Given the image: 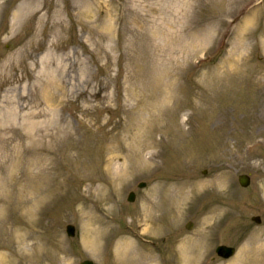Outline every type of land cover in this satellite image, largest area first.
<instances>
[{
	"label": "rangeland",
	"instance_id": "374dc122",
	"mask_svg": "<svg viewBox=\"0 0 264 264\" xmlns=\"http://www.w3.org/2000/svg\"><path fill=\"white\" fill-rule=\"evenodd\" d=\"M24 1H30L25 11L32 21L13 31L11 14ZM177 1L0 0L3 181L18 157L46 165L56 158L52 166L64 173L59 178L80 192L89 183L76 173L85 144L88 162L100 159L99 168L126 165L121 193L107 204L104 239L85 235L82 212L98 209L95 195L82 211L74 194L46 211L43 264L85 258L94 264H264V0H190L187 19L176 16ZM42 37L44 45L23 64L20 50ZM48 39L58 48H48ZM51 52L47 69L55 76L39 79V64L31 61ZM175 102L184 104L175 119L190 139L189 152L181 156L167 146L149 159L156 147L139 149L129 136L140 131L142 140L144 127L154 124L152 141L165 142L159 123ZM9 110L11 116L2 118ZM31 128L44 136L30 138ZM54 129L61 132L47 139ZM28 172L38 175L35 167ZM12 173L11 181L20 176ZM241 173L250 178L246 187L237 181ZM112 176L108 172L110 181ZM141 181L144 187H138ZM130 190L132 202L126 199ZM20 213L14 214L18 223L24 220ZM144 215L159 231L143 234ZM255 215L258 223L251 220ZM67 223L75 226L73 237L65 233ZM121 240L128 242L125 257ZM220 243L235 246L236 253L219 258L214 247ZM0 252L6 262L15 260L10 248L0 246Z\"/></svg>",
	"mask_w": 264,
	"mask_h": 264
},
{
	"label": "bare ground",
	"instance_id": "6f19581e",
	"mask_svg": "<svg viewBox=\"0 0 264 264\" xmlns=\"http://www.w3.org/2000/svg\"><path fill=\"white\" fill-rule=\"evenodd\" d=\"M190 6V0L177 1L174 5L176 16L180 15L182 19H187L191 9ZM24 8L25 5H21L20 7H17L16 11L13 13L12 22H10L13 27L22 20L23 16L25 19V17H29L27 15H31H24ZM88 11H90L89 7L86 9V12ZM88 17L90 20V14H88ZM94 20L96 21L97 19ZM107 29L110 30V25ZM101 37L102 35L99 34V39H101ZM40 44L41 42L36 43V45L31 46L30 50H27L20 55V60L24 62L23 64H25L26 58H32V53L36 51ZM58 44V41L54 42L55 46ZM51 59H53V55H47L39 60V63L42 65V68L39 70V74L37 76L39 79H43L42 74H47L46 78L55 76V72L53 70L47 69L50 67L52 62ZM21 61L20 64L22 65ZM34 63H36V61L33 60L32 65H34ZM58 64L61 67L63 66L62 62H58ZM41 70L43 71L40 73ZM173 84L174 83L171 82L169 87H172ZM183 107L184 104L182 102L174 103L176 111H179ZM7 112L8 114L2 115V118L5 116H11L14 111L9 110ZM174 115V112L166 115V121L161 120L159 124L160 127H163L162 132L165 133L167 139L171 140L172 151L175 152L177 150V152L183 156L184 153L188 154L191 142L189 140L185 141V137L182 134ZM155 121L156 119H153L152 122L154 123ZM136 125V122L127 123L124 126V131L128 132L129 129H133ZM156 126L153 124V126L144 127L146 135L142 140H140V135H142L140 131L132 132L131 136H129L131 142L136 143V146H138L139 149L151 146L153 141L150 135L156 131ZM59 132H61L60 129H54L51 133L47 132L46 137L47 139L49 137L50 140H54L56 137H52H54V135H58ZM43 133L44 132L41 130L33 128L27 131L28 136L32 139H35L37 136H41ZM154 145L157 146L155 142ZM85 148H87L86 144L83 148L79 149L76 159V169L82 178H89L90 185H87L84 191H80L79 194L76 193V188L67 182L66 178H59L63 176L64 173L61 169L52 166L54 164L52 160H49L50 163L46 165L43 163L45 161L37 158L31 161L29 160L30 158H24V156L18 157L16 162H13L8 166V173H2L3 176L6 174L5 178L7 181L4 182L3 177L0 176V246L10 248L15 259L12 260L13 262L8 263L0 252L2 264H21L19 261H27L26 263L28 264H43L42 259L44 257V253L42 241L45 238V228L42 226L41 221L47 210L55 206L60 200L64 199L68 195L70 196L76 194L79 197L77 199H80V203H82L81 211L84 205L93 195H95V200L98 201V209L95 208L87 212H82V218L86 219L85 235H92L93 233L95 236L94 239L105 238L106 231L109 229L107 212L111 209L107 204L115 199V195L117 193L120 194V189L124 181V175L121 173V170L123 171L126 165L120 166L118 169L114 168L113 176L111 178L112 182L109 179L105 181V177L101 174L100 170L99 174L96 173L95 162L89 164V158L85 153L87 149ZM154 154L155 152H152L149 157L152 158ZM30 167H35L38 173L37 176L29 175L28 171ZM112 167V165L107 164L106 169L110 172ZM4 169L5 167H0L1 172ZM50 169L53 172V175L47 172ZM16 170L20 171V176L11 181L12 172ZM96 182H98V184L94 185ZM101 184H105L107 190H104L103 187H101ZM99 207H104L106 211L100 212ZM152 208L151 204L149 210ZM16 211H21L20 216L24 219L19 223L14 218ZM145 217L148 216L145 215ZM145 220L147 221V218ZM11 223L13 225H11ZM119 243L124 251L123 253H125L128 243L125 240H121ZM17 246L22 251H28L29 254H22L18 251V249H16ZM152 263L153 261H150L149 264Z\"/></svg>",
	"mask_w": 264,
	"mask_h": 264
},
{
	"label": "water",
	"instance_id": "95a60500",
	"mask_svg": "<svg viewBox=\"0 0 264 264\" xmlns=\"http://www.w3.org/2000/svg\"><path fill=\"white\" fill-rule=\"evenodd\" d=\"M217 251H218V252L223 251V252L225 253V255H227V254H230V253L232 252V249H231V248H227V247H223V246H221V247H218V248H217ZM89 264H90V263H89Z\"/></svg>",
	"mask_w": 264,
	"mask_h": 264
}]
</instances>
